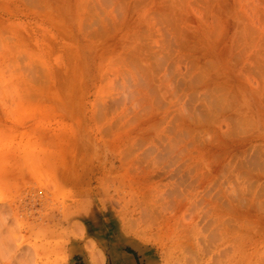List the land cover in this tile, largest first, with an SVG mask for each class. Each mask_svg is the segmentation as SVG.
I'll use <instances>...</instances> for the list:
<instances>
[{"label":"rangeland","instance_id":"1","mask_svg":"<svg viewBox=\"0 0 264 264\" xmlns=\"http://www.w3.org/2000/svg\"><path fill=\"white\" fill-rule=\"evenodd\" d=\"M167 258L264 264V0H0V264Z\"/></svg>","mask_w":264,"mask_h":264},{"label":"bare ground","instance_id":"2","mask_svg":"<svg viewBox=\"0 0 264 264\" xmlns=\"http://www.w3.org/2000/svg\"><path fill=\"white\" fill-rule=\"evenodd\" d=\"M94 261H95V259H93ZM169 260H170V258H167V261H168V263L167 264H169ZM167 261H165V262H167ZM173 261V260H172ZM172 261H171V263L170 264H173L172 263Z\"/></svg>","mask_w":264,"mask_h":264}]
</instances>
